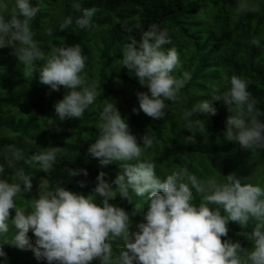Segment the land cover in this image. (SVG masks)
I'll return each instance as SVG.
<instances>
[{"label":"clouds","instance_id":"obj_1","mask_svg":"<svg viewBox=\"0 0 264 264\" xmlns=\"http://www.w3.org/2000/svg\"><path fill=\"white\" fill-rule=\"evenodd\" d=\"M71 7L80 13L75 19L80 29L93 26L95 7H83V0H71ZM40 11L39 3L34 5L32 0H0V49H14L28 70L26 74L39 73V82L48 86L49 95L63 86V98L53 105L55 118H48L44 127L60 131V123L81 118L100 92L83 75L87 57L80 44L57 46L49 39L46 51L34 38L32 23ZM247 11L248 0H238L235 15ZM72 24L73 17L67 16L59 30ZM135 29L140 32L139 39L131 37L122 45L121 64L147 88L136 93L139 109L153 120H161L169 108L166 101L176 102L192 77L188 71L180 78L174 74L181 60L176 47L165 48L172 43L166 29L151 24L145 30L139 18ZM52 32L49 28L46 35L51 37ZM262 39L264 36L253 37L251 43L260 47ZM226 80L225 91L214 87L209 98L183 111L187 130L193 137L202 132L206 125L197 114L207 118L215 115L214 102L219 101L232 113L225 121L224 141L238 143L243 150H264V120L259 118L257 101L248 90V79L233 74ZM96 127L97 136L87 153L102 166L118 163L121 172L111 184L100 172L87 196L61 184L53 186L44 178L39 180L38 198L31 199L28 206L18 205L33 185L31 175L24 167H16L17 163L23 161L49 174L61 148H37L34 154L25 155L9 146L6 151L10 155L0 154V264H8L4 243L30 249L38 261L48 264H91L93 260L99 264H264V186L245 182L235 173L223 176V180H202L174 170L161 178L155 163L143 158L153 138L146 133L138 142L114 100L104 99ZM6 167L14 170L11 179L4 178ZM68 174L86 177L88 172L71 168ZM79 186L86 183L81 181ZM133 195L142 202L135 203L131 211L110 203L119 196L133 204ZM196 196L201 197L199 203L194 202ZM10 210L15 211L14 217L10 218ZM141 213L142 222L133 225V218ZM230 221L243 228L254 222L247 233L251 247H243L238 240L222 242ZM10 228L14 232L9 243ZM29 232L34 234V244ZM121 242L123 246L114 255V246Z\"/></svg>","mask_w":264,"mask_h":264},{"label":"trees","instance_id":"obj_2","mask_svg":"<svg viewBox=\"0 0 264 264\" xmlns=\"http://www.w3.org/2000/svg\"><path fill=\"white\" fill-rule=\"evenodd\" d=\"M250 2L248 0L249 11L237 17L238 0H83V7H95L97 12L93 26L80 29L75 24L80 13L73 10L71 0H32L41 7L32 23L34 38L46 51L49 39L57 46L80 44L87 57L83 75L97 85L100 95L81 118L60 123V131L44 128L48 118H55L53 105L63 98V86L49 95L48 86L39 82V73L26 74L28 70L14 49H0V154L7 155L9 146L23 150L25 155L34 154L37 148L60 147L54 171L49 174L23 161L16 167H24L31 179L48 178L53 186L61 184L85 196L91 193L100 172L105 173V180L111 184L121 172L119 164L102 166L87 153L98 133L96 125L104 99H109L116 102L138 142L146 133L153 138V145L145 150L143 158L155 163L156 173L161 178L174 170L197 177L206 173L200 177L202 180L215 171L219 172L216 178L220 180L235 173L236 165L228 170L215 165L207 168L208 160L211 163L220 154H235L241 150L238 143L225 142L223 138L225 121L232 115L227 106L217 101L214 102L215 115L209 114L207 118L197 114L206 127L195 137L187 130L182 113L196 102L209 98L214 87L225 91L226 77L237 74L248 79V90L257 101L259 118L264 120V39L260 47L251 43L253 37L264 36V9L252 11ZM67 16L73 17V24L59 30V24ZM137 18L145 30L157 24L168 31L172 43L165 48L176 47L181 60V67L174 74L180 78L183 71H188L192 77L176 102L166 101L169 108L161 120H153L139 109L136 93L147 88L121 64L122 45L131 37L139 39L140 32L135 29ZM49 28L53 30L51 37L46 35ZM254 151L264 156V150ZM0 162H3L2 156ZM71 168L86 169L88 175L71 177L68 174ZM13 172L6 167L4 178L11 179ZM81 181L86 183L83 188L79 186ZM26 196L32 197V193ZM134 199L137 203V198ZM110 203L127 211L133 208L119 196ZM136 217L143 220L142 213ZM3 248L9 264L15 246L4 243Z\"/></svg>","mask_w":264,"mask_h":264},{"label":"rangeland","instance_id":"obj_3","mask_svg":"<svg viewBox=\"0 0 264 264\" xmlns=\"http://www.w3.org/2000/svg\"><path fill=\"white\" fill-rule=\"evenodd\" d=\"M250 4L252 5L250 9L252 11H261L262 9H264V0H251ZM229 154H226V153L220 154L216 156L213 162L211 163L208 160L207 168L208 166L213 167L215 165L219 167L221 170H228L231 166L236 165L238 169L235 171V174L238 177L243 179L245 182H250L253 184H260L261 186H264V156H262L261 154L255 151L243 150V149L239 150V152L235 154H230V155ZM7 155H10V153H8ZM218 174L219 172L215 171L208 178L216 177V175ZM200 179H203V178H200ZM39 183L40 181L38 179L37 180L32 179V185H33L32 191H31L32 197L26 196V197L20 198L17 201L18 205L28 206L31 199L38 198ZM134 198H137V197L133 196V204H131L132 207H134V204H135ZM197 198H200V197L196 196L195 203H199L197 201ZM137 200L138 202H142L140 201V198H137ZM14 215H15V211L10 210V218L14 217ZM138 222H142V221L138 217H134L133 225ZM227 227H228V234H227V237L221 238L222 242L224 239H231L233 241L238 240L241 242L243 247H251V243L247 241V233L251 232L252 228L254 227V222H249L248 226L246 228H243L237 222L230 221ZM132 230L134 231L135 228L133 227ZM13 232L14 230L10 228V232L8 234L9 243L11 242ZM28 236L30 238V242L34 244V240H35L34 234L29 232ZM122 246H123L122 242L119 243L117 246H114L113 254L114 255L118 254L119 247H122ZM13 253L14 254H12L11 256L12 262H10L9 264H48V262L43 259L38 261L35 258L33 251L30 249L21 250L15 247V250ZM91 264H99V261L93 260Z\"/></svg>","mask_w":264,"mask_h":264}]
</instances>
